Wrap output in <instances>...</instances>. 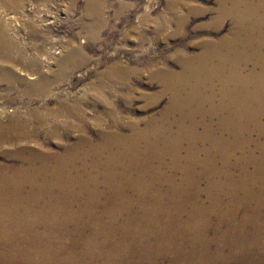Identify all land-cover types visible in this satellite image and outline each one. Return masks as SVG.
Listing matches in <instances>:
<instances>
[{
  "label": "bare ground",
  "instance_id": "6f19581e",
  "mask_svg": "<svg viewBox=\"0 0 264 264\" xmlns=\"http://www.w3.org/2000/svg\"><path fill=\"white\" fill-rule=\"evenodd\" d=\"M226 1L231 34L184 63L177 82L164 81L166 115L179 117L145 134L132 126L130 137H79L59 156L25 149L20 167L0 172V260L264 264V0ZM0 80L22 78L0 68ZM14 122L0 124L1 143L25 138L22 124L12 134ZM77 230L87 233L69 238Z\"/></svg>",
  "mask_w": 264,
  "mask_h": 264
},
{
  "label": "rangeland",
  "instance_id": "374dc122",
  "mask_svg": "<svg viewBox=\"0 0 264 264\" xmlns=\"http://www.w3.org/2000/svg\"><path fill=\"white\" fill-rule=\"evenodd\" d=\"M231 5L221 0H0V68L22 78L14 85L0 80V124L14 120L12 134L20 124L25 134L15 146L0 142V172L20 167L18 155L25 149L24 156L28 150L59 156L79 137L93 144L112 130L130 137L132 126L145 134L147 126L179 117L166 115L173 98L164 81L177 82L184 63H198L205 46L231 34ZM206 121L213 134L227 140L214 118ZM219 182L222 194L227 184L224 178ZM202 200L208 203L206 196ZM85 230L69 238L83 237Z\"/></svg>",
  "mask_w": 264,
  "mask_h": 264
}]
</instances>
